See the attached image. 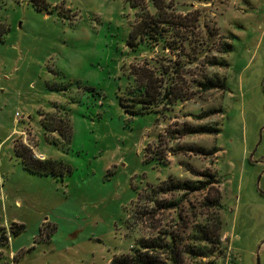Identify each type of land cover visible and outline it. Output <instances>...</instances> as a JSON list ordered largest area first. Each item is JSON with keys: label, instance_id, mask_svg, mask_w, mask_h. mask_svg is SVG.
Returning <instances> with one entry per match:
<instances>
[{"label": "rangeland", "instance_id": "rangeland-1", "mask_svg": "<svg viewBox=\"0 0 264 264\" xmlns=\"http://www.w3.org/2000/svg\"><path fill=\"white\" fill-rule=\"evenodd\" d=\"M172 3L195 23L166 48L129 41L126 0H0V264H111L142 240L165 264H264V0ZM186 124L220 133L173 136Z\"/></svg>", "mask_w": 264, "mask_h": 264}, {"label": "trees", "instance_id": "trees-1", "mask_svg": "<svg viewBox=\"0 0 264 264\" xmlns=\"http://www.w3.org/2000/svg\"><path fill=\"white\" fill-rule=\"evenodd\" d=\"M36 1L45 2V0H36ZM126 1L130 3V5L136 10V20L132 24V29L129 39V41L132 44H138L140 41H146V42L148 41V44L152 46L153 44L151 40L154 39L155 41H157V43L160 42L163 46H166V48H168L171 45L169 40L167 39V35H170L174 32L175 36H181L180 29L183 28L187 29L192 24L195 23L193 22L194 20L190 18L189 14L185 16H177L171 13V11H173L172 0H126ZM206 1L208 2L210 0H206ZM6 32H7V27L0 20V40L1 39L3 40ZM223 46L224 47L222 48V51L224 52H229L233 48L232 43H224ZM211 64L227 65L228 62H224L222 60H217V58H213ZM199 85L202 89L205 90L211 88H223V89L227 88L226 81L221 80L218 77H216V79H208L204 82H200ZM148 86L150 87L149 83L142 86L145 88L142 89V92L144 91L143 92L144 95L142 94V97H140V100L144 101L147 104V106L155 102L154 98L156 97V92L155 91L150 92ZM172 93H173L172 90H170L169 87H167L164 97H169ZM65 121H66L65 129L63 131H60V133L64 136L65 139L67 138L68 140L70 134L69 120L65 119ZM42 123L48 131L51 130L48 122L42 120ZM172 132H173V136H180L186 134H212V133L218 134L220 133V129L209 126H193L186 124L183 128H180L179 130H174ZM188 149L190 150L194 149L197 153L200 152V153L210 154L217 152V148L206 150L205 148L188 147ZM22 155L26 166H28V168H30L31 170L39 171L43 173L52 171V166H53L52 160L35 159V161L37 162L36 163L34 161H31L24 152H22ZM201 175L205 180L202 179V180H191V181H181V180L175 181L173 179H170L166 181L164 184H161L160 188L162 190L165 189L167 191L194 192V191H200L206 189L212 182L215 181L214 176L209 172H204ZM218 206L221 207L222 204L218 203ZM218 225H220V223ZM202 233L203 234L197 233V236L195 237L197 241L199 242L216 241L211 239L213 230L212 231L209 230V232L207 231L208 234L203 231ZM140 246L143 247V249H146V251L141 252V250H137L134 253L124 254L115 257L111 261V264H165L163 262H160L157 257L150 255L149 250L155 249L156 247H163L167 245L157 242L155 240L151 242L142 240L140 242ZM199 255L206 256L207 254L206 252H202ZM231 262L236 263L234 257L231 259ZM170 264H178V262L176 259H172V263Z\"/></svg>", "mask_w": 264, "mask_h": 264}, {"label": "built area", "instance_id": "built-area-1", "mask_svg": "<svg viewBox=\"0 0 264 264\" xmlns=\"http://www.w3.org/2000/svg\"><path fill=\"white\" fill-rule=\"evenodd\" d=\"M16 115L18 116V115H20V113L17 111ZM234 264H236V263H234Z\"/></svg>", "mask_w": 264, "mask_h": 264}]
</instances>
